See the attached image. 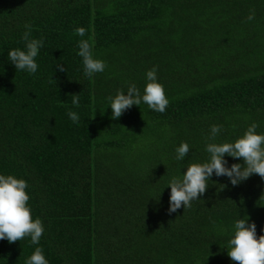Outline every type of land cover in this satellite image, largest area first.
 I'll list each match as a JSON object with an SVG mask.
<instances>
[{
	"label": "trees",
	"instance_id": "1",
	"mask_svg": "<svg viewBox=\"0 0 264 264\" xmlns=\"http://www.w3.org/2000/svg\"><path fill=\"white\" fill-rule=\"evenodd\" d=\"M25 24L43 40L35 74L8 60L24 48ZM80 40L102 73L85 76ZM153 67L165 112L141 103L111 119L108 97L133 84L143 94ZM252 123L264 135V0H0V175L27 182L44 227L38 245L0 241V264H25L36 247L48 264H234L226 247L237 220L264 235V178L233 186L213 173L171 214L167 186L207 162V143H233ZM212 125L222 126L215 141Z\"/></svg>",
	"mask_w": 264,
	"mask_h": 264
},
{
	"label": "clouds",
	"instance_id": "2",
	"mask_svg": "<svg viewBox=\"0 0 264 264\" xmlns=\"http://www.w3.org/2000/svg\"><path fill=\"white\" fill-rule=\"evenodd\" d=\"M254 10L247 17L248 21L254 20ZM26 31L22 33L24 48L12 49L8 52V60L17 71H26L35 74L38 70L36 57L43 47L42 39L31 37L32 26L24 25ZM79 36L85 35L84 28H77ZM77 55L81 57L85 76L91 78L94 74L105 70V63L95 59L91 45L87 40L78 43ZM59 71H65L62 64L57 65ZM157 68L153 67L146 73V86L143 94L133 84L128 87L127 93H117L115 97H108L112 110L111 119H119L126 109L132 106H140L141 103L156 112L164 113L169 100L166 98L162 84L157 82ZM72 103L79 107V95H72ZM69 118L77 123L79 120L75 112L68 113ZM258 125L252 123L244 135L233 143L218 144L209 142L205 151L208 160L202 164L192 163L182 177H172L167 188L170 192L169 214L175 213L182 206L184 209L191 207V202L199 199L208 189V181L213 173L217 177L227 176L233 186L249 179L253 174L264 178V135L257 134ZM222 126L212 125L210 127L209 141H215L221 132ZM190 151L187 143H181L175 149L176 159L183 161ZM225 155L234 159H242L243 164H233L231 168L226 167ZM28 184L23 179L12 175H0V241L7 240L10 244L30 237L31 244L38 245L44 233L42 221L37 218L33 220L31 209L28 206L30 199L26 189ZM264 202L261 196L259 203ZM264 205V204H262ZM250 217L245 216L234 223V233L228 241L227 255L234 264H264V235L257 238L256 225H248ZM25 264H48L43 250L36 247Z\"/></svg>",
	"mask_w": 264,
	"mask_h": 264
}]
</instances>
